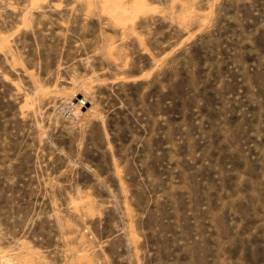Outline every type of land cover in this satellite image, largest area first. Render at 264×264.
<instances>
[{
	"label": "rangeland",
	"instance_id": "rangeland-1",
	"mask_svg": "<svg viewBox=\"0 0 264 264\" xmlns=\"http://www.w3.org/2000/svg\"><path fill=\"white\" fill-rule=\"evenodd\" d=\"M0 264H264V0H0Z\"/></svg>",
	"mask_w": 264,
	"mask_h": 264
},
{
	"label": "built area",
	"instance_id": "built-area-1",
	"mask_svg": "<svg viewBox=\"0 0 264 264\" xmlns=\"http://www.w3.org/2000/svg\"><path fill=\"white\" fill-rule=\"evenodd\" d=\"M80 102V105H81V107H83V106H85L86 105V103L85 102H83V101H79Z\"/></svg>",
	"mask_w": 264,
	"mask_h": 264
}]
</instances>
